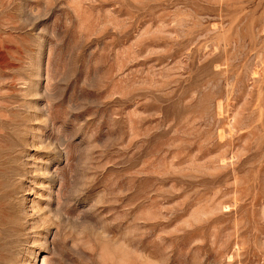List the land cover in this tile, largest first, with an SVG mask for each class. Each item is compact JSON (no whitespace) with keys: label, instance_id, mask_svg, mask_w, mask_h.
I'll use <instances>...</instances> for the list:
<instances>
[{"label":"rangeland","instance_id":"obj_1","mask_svg":"<svg viewBox=\"0 0 264 264\" xmlns=\"http://www.w3.org/2000/svg\"><path fill=\"white\" fill-rule=\"evenodd\" d=\"M42 263L264 264V0H0V264Z\"/></svg>","mask_w":264,"mask_h":264},{"label":"bare ground","instance_id":"obj_2","mask_svg":"<svg viewBox=\"0 0 264 264\" xmlns=\"http://www.w3.org/2000/svg\"><path fill=\"white\" fill-rule=\"evenodd\" d=\"M8 198V197H7ZM10 234V233H9ZM6 239V238H5ZM43 264V263H42Z\"/></svg>","mask_w":264,"mask_h":264}]
</instances>
